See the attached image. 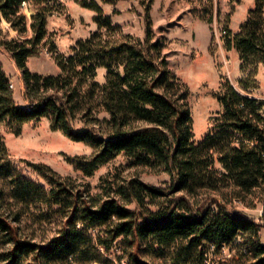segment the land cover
I'll list each match as a JSON object with an SVG mask.
<instances>
[{"label": "trees", "instance_id": "obj_1", "mask_svg": "<svg viewBox=\"0 0 264 264\" xmlns=\"http://www.w3.org/2000/svg\"><path fill=\"white\" fill-rule=\"evenodd\" d=\"M25 4L35 10L33 35L0 40L21 71L24 104L15 99L0 65V126L19 133L24 124L49 117L54 130L95 148L91 158L68 157L86 176L123 155L131 166L168 173L171 184L161 189L133 177L120 185L110 183L111 198H90L47 165L24 160L44 181L40 184L10 159L0 135V177L10 176L16 196L47 207L59 220L57 233L46 242L22 234L20 216L8 211L0 190V237L7 246L0 251L2 264H107L112 260L104 254L111 253L117 241L129 245L135 264H151L143 258L146 252L167 255L169 264H207L212 246L215 253L237 249L233 258L220 264H264L261 224L210 193L203 204L191 199L202 190L225 186L233 187L238 196L258 190L264 196V101L243 96L226 81L218 94L221 116L212 132L196 142L183 86L161 56L159 44L151 43V30L145 41L130 42L127 36L117 44L103 42L101 34L95 33L80 42L71 57L52 49L64 74L44 76L30 72L26 64L47 45L48 18L63 4L0 0V17L20 35L29 30L21 13ZM83 5L98 10L94 1ZM262 12L264 0H256L242 31L232 37L229 31L227 47H235L243 60L264 58ZM106 23L110 28L111 23ZM102 66L107 68L106 83L99 89L93 82L84 91L81 85L87 78L94 79ZM97 89L101 92L95 102ZM102 112L106 115L96 119ZM80 113L86 124H94L77 129Z\"/></svg>", "mask_w": 264, "mask_h": 264}, {"label": "rangeland", "instance_id": "obj_2", "mask_svg": "<svg viewBox=\"0 0 264 264\" xmlns=\"http://www.w3.org/2000/svg\"><path fill=\"white\" fill-rule=\"evenodd\" d=\"M60 1L63 4L60 12L48 18V33L44 39L47 45L40 54L27 61L26 68L32 73L44 76L64 74L56 54L66 57L76 55L79 43L95 33L101 34L103 42L117 44L127 36L130 37V42L145 41L151 30V43L159 44L161 56L167 60L168 68L183 86L196 142L204 140L212 132L221 116L222 106L218 94L226 81L243 96L264 101V58L258 56L243 60L235 47H227L229 31L231 37L242 31L251 16V10L256 8V0ZM90 1L97 4L98 10L83 5ZM21 13L27 18L28 32L20 35L5 18L0 17V40L29 38L33 35L30 25L31 17L35 14L34 7L25 4L21 7ZM260 18H264V12ZM107 21L111 23L110 28L104 26ZM225 29L228 33L224 32ZM0 65L8 75L10 84L14 85L11 88L15 99L24 104L21 71L1 46ZM106 80L107 68L102 66L97 69L94 79L87 78L81 86L87 91L91 89L93 82H98L101 89ZM77 81L76 79L75 82ZM100 92L98 90L92 100L97 102ZM81 114L77 120V129L84 130L94 124H86V118ZM104 115L106 114L102 112L95 116L96 119H101ZM90 119L92 120L91 117ZM0 135L10 159L40 184H44V181L26 166L24 160L47 165L61 177L69 178L74 186L81 188L83 194L90 198H111L109 196H112L114 189H108L110 183L120 185L133 177H139L148 185L161 189L168 188L171 184L168 173L149 167L131 166L123 155L101 166L92 176H86L69 162L68 157L91 158L96 153L95 148L87 142L72 139L63 131L54 130L49 117L24 124L19 133L1 125ZM0 190L4 192L2 199L8 211L19 214L22 234L36 241L46 242L57 233L58 215L48 213L45 206L23 202L14 194L10 176L0 177ZM209 193L212 197L220 198L230 208L242 212L248 219L261 224L260 240L264 243V196L259 190L238 196L233 187L225 186L218 191L202 190L201 195L191 196V199L198 205L203 204L206 197L210 196ZM128 208L134 209L136 206L130 205ZM5 248L7 246L3 245L0 237V251ZM236 253L237 249L230 251V248H226L222 253H215L214 250L213 255L226 260L233 258ZM104 256L112 260L107 264H135L130 256V247L125 241H117L113 251ZM166 257L167 255L156 256L146 252L143 258L151 264H169Z\"/></svg>", "mask_w": 264, "mask_h": 264}, {"label": "built area", "instance_id": "obj_3", "mask_svg": "<svg viewBox=\"0 0 264 264\" xmlns=\"http://www.w3.org/2000/svg\"><path fill=\"white\" fill-rule=\"evenodd\" d=\"M11 87H14V85L11 84ZM214 250H215V247L212 246L211 251L208 254L207 264H220L221 258L219 259V258H217V256L213 255ZM223 251H226V248Z\"/></svg>", "mask_w": 264, "mask_h": 264}]
</instances>
